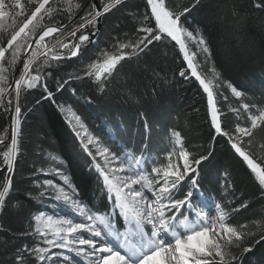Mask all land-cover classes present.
Instances as JSON below:
<instances>
[{
  "label": "snow or ice",
  "instance_id": "1",
  "mask_svg": "<svg viewBox=\"0 0 264 264\" xmlns=\"http://www.w3.org/2000/svg\"><path fill=\"white\" fill-rule=\"evenodd\" d=\"M208 4L209 0H187L182 6L175 0H146L144 8L150 11L140 12L129 9L128 0H0V111L11 115L10 136L7 131L0 134V171L6 173L0 179V256L4 257L0 264H243L244 255L264 242V216L231 222L249 201L237 202L230 172H225L221 184L224 202H213L210 211L205 210L208 199L200 183L201 172L224 144L264 200V142H256L257 132L264 130V103L227 78L226 62L233 58V48L225 45L218 53L211 35L216 24L228 21L239 46L248 16H264V0H251V12H242L236 0H212L210 6L218 11L211 18L204 13L206 30L192 22L201 18ZM114 11L125 13L133 31L121 32L101 49L98 41ZM61 14L66 15L56 19ZM157 44L171 46L174 63L182 56L178 77L197 86L206 98L208 139L202 145L187 146L181 133L172 131L171 149L155 157L146 152V143L139 152L111 147L89 132L76 111L58 103L57 95L72 80L87 79L103 94L122 62L145 60ZM92 49L95 55L80 71L58 75L59 66L73 58L83 61ZM151 74L161 85L170 82L167 73L152 69ZM152 95L157 97L156 88ZM29 96L33 106L47 101L69 115L79 148L90 158L89 172L96 180L93 201L81 196L67 173L66 160L54 151L43 157L49 167H34L30 181L16 182L30 184L25 190L28 200L53 202L52 212L32 210L25 201L14 200L20 191L13 177L22 156V122L33 110ZM141 116L150 131L147 116ZM197 192L200 201L194 199ZM97 199L100 206L94 202ZM60 203L71 216L55 211ZM23 211L31 215L29 228L15 233L3 218ZM22 238L31 239L20 243Z\"/></svg>",
  "mask_w": 264,
  "mask_h": 264
},
{
  "label": "trees",
  "instance_id": "2",
  "mask_svg": "<svg viewBox=\"0 0 264 264\" xmlns=\"http://www.w3.org/2000/svg\"><path fill=\"white\" fill-rule=\"evenodd\" d=\"M186 2L187 0H175L177 6H182ZM215 2L218 3V0ZM236 2L242 5V12L254 11L250 7L251 0H236ZM145 3L146 0H128V8L140 12L150 11L144 8ZM211 3L212 0H209V4L200 14L201 18L192 23H200L207 30L208 17L204 16V13L218 11L216 7L210 6ZM64 15L66 14H61L56 19H62ZM108 19L109 24L98 41V47L101 49L110 44L121 32L133 31L132 21L125 19L123 11H114ZM262 20L264 16L249 15L244 34L246 43L264 52ZM211 35L213 46L218 53L225 45L232 48L236 45V41L226 35L219 23L212 28ZM95 52L96 49H92L80 62L75 58L68 60L56 69L58 75L66 77L69 73L75 74L80 71ZM175 52H178V47ZM173 59L174 50L170 45L165 47L163 44H157L152 54L145 60L137 62L133 59L122 62L123 66L120 67L119 73L112 79L107 91L103 94L99 93L95 85L87 79L72 80L70 86L57 95V101L76 111L91 133L100 137L111 147L128 148L139 152L146 143V152L155 157L171 149L172 131H179L187 146L202 145L208 139L206 98L199 94L197 86L185 84L183 79L178 77L182 56L175 57V63ZM226 63L225 74L234 86H237L238 90L245 91L257 103H264V55L249 56L246 59L233 57ZM145 64L148 65L147 69L144 67ZM152 69L161 74L167 73L170 82L161 85L160 80L151 74ZM173 76L176 77L174 80ZM154 88L157 89L155 99L152 95ZM86 97H90L91 102H86ZM32 101L33 96H29L27 103L29 107H33V110L26 113V119L22 122L20 140L22 156L18 160L17 174L13 177L14 187L20 191L15 193L14 200L25 201L27 208L32 210L48 211L51 208V201L41 204L38 201L34 203L28 200L25 190L30 184L16 182L21 178L30 181L33 178L31 173L34 167L38 168L41 165L49 167L50 165L43 157L48 151H54L66 160L67 173L78 187L81 196L86 201H93L92 192L96 186V180L94 174L89 172L90 158L79 148L63 112L50 102L45 101L39 106H33ZM141 113L147 116L151 126L150 131H146ZM9 118V113L0 111V134H4L5 131L8 133ZM256 142L257 144L264 142V130L257 132ZM225 172H230L232 179L235 180L237 202L241 199L249 201V207L241 209L234 215L231 222L240 224L264 216V200L259 197L251 177L245 172L240 161L233 157L224 144L217 147L215 159L201 172L200 183L206 197L215 202H224L221 184ZM5 174L0 171V179ZM94 202L97 206L101 205L98 199ZM106 206L105 202L104 207ZM3 220L13 232L20 233L29 228L31 215L28 211L18 214L9 212ZM25 239L31 238H22L19 242L23 243ZM3 258L0 256V259ZM243 264H264V242L244 255Z\"/></svg>",
  "mask_w": 264,
  "mask_h": 264
},
{
  "label": "clouds",
  "instance_id": "3",
  "mask_svg": "<svg viewBox=\"0 0 264 264\" xmlns=\"http://www.w3.org/2000/svg\"><path fill=\"white\" fill-rule=\"evenodd\" d=\"M222 2V0H218V3ZM215 13H210L209 18H211L212 15ZM231 18L229 17V21ZM223 30L226 33V35L231 36V24L226 21L223 25ZM244 28L245 26H242L241 32H240V44L239 46L234 45L233 46V57H239L246 59L249 56H256V55H264V52L259 51L254 45L246 43V37L244 34Z\"/></svg>",
  "mask_w": 264,
  "mask_h": 264
},
{
  "label": "rangeland",
  "instance_id": "4",
  "mask_svg": "<svg viewBox=\"0 0 264 264\" xmlns=\"http://www.w3.org/2000/svg\"><path fill=\"white\" fill-rule=\"evenodd\" d=\"M68 107V106H67ZM63 114H64V116L66 117V119H67V121H69V119H70V117H69V115L66 113V112H63ZM69 123V122H68ZM70 125V124H69ZM86 125V124H85ZM71 126V125H70ZM72 127V126H71ZM87 127V126H86ZM88 128V127H87ZM89 130V129H88ZM89 132L91 133V131L89 130ZM194 199H196V201H200L201 199H203L201 196H200V193L199 192H197V193H195V195H194ZM208 199V198H207ZM213 202L214 201H212V200H209L208 199V205H209V207H211V205L213 204ZM60 204H63V203H60ZM59 204V205H60ZM53 202H52V205H51V208H49V210H48V212L49 213H51L52 212V210H53ZM59 207V206H58ZM57 207V208H58ZM57 208L55 207V211L56 212H58V210H57ZM65 210V209H64ZM64 210H62V211H64ZM68 210H69V208H68ZM62 211H59V212H62ZM182 211H185L184 209H182ZM185 213H186V211H185ZM55 251V250H54Z\"/></svg>",
  "mask_w": 264,
  "mask_h": 264
},
{
  "label": "bare ground",
  "instance_id": "5",
  "mask_svg": "<svg viewBox=\"0 0 264 264\" xmlns=\"http://www.w3.org/2000/svg\"><path fill=\"white\" fill-rule=\"evenodd\" d=\"M210 209H211V207H208V208L205 209V210H209V211H210ZM58 213H59V214H62V215H65V216H71V215H72V213H71L70 210H68V209H66V210H64V211H62V212H59V211H58Z\"/></svg>",
  "mask_w": 264,
  "mask_h": 264
},
{
  "label": "water",
  "instance_id": "6",
  "mask_svg": "<svg viewBox=\"0 0 264 264\" xmlns=\"http://www.w3.org/2000/svg\"><path fill=\"white\" fill-rule=\"evenodd\" d=\"M78 15H79V14H78ZM10 125H11V115H10L9 123H8V135H9V136H10V132H11Z\"/></svg>",
  "mask_w": 264,
  "mask_h": 264
}]
</instances>
